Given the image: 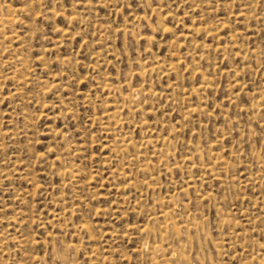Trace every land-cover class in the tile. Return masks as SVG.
Segmentation results:
<instances>
[{
	"label": "rangeland",
	"instance_id": "374dc122",
	"mask_svg": "<svg viewBox=\"0 0 264 264\" xmlns=\"http://www.w3.org/2000/svg\"><path fill=\"white\" fill-rule=\"evenodd\" d=\"M0 264H264V0H0Z\"/></svg>",
	"mask_w": 264,
	"mask_h": 264
}]
</instances>
